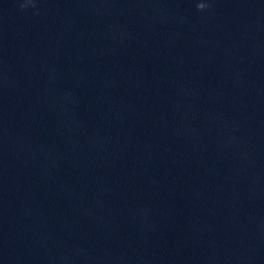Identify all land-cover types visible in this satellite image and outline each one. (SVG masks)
I'll return each mask as SVG.
<instances>
[{"label":"clouds","instance_id":"clouds-1","mask_svg":"<svg viewBox=\"0 0 264 264\" xmlns=\"http://www.w3.org/2000/svg\"><path fill=\"white\" fill-rule=\"evenodd\" d=\"M23 7V6H22ZM206 7V5L205 4H203V3H199V4H197V9L198 10H202V9H204Z\"/></svg>","mask_w":264,"mask_h":264}]
</instances>
